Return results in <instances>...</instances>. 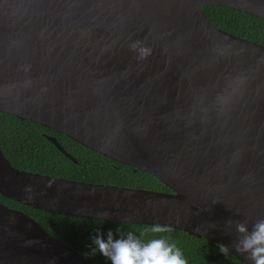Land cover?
Masks as SVG:
<instances>
[{
	"label": "water",
	"instance_id": "1",
	"mask_svg": "<svg viewBox=\"0 0 264 264\" xmlns=\"http://www.w3.org/2000/svg\"><path fill=\"white\" fill-rule=\"evenodd\" d=\"M209 6L264 19V0H0V113L170 190L32 173L0 148V195L49 214L168 225L252 264L235 250V223L264 219V46L213 25ZM0 264L98 263L0 202Z\"/></svg>",
	"mask_w": 264,
	"mask_h": 264
},
{
	"label": "trees",
	"instance_id": "2",
	"mask_svg": "<svg viewBox=\"0 0 264 264\" xmlns=\"http://www.w3.org/2000/svg\"><path fill=\"white\" fill-rule=\"evenodd\" d=\"M205 13L216 27L264 46V19L221 6L206 7ZM48 136L55 137L77 163L61 153L47 139ZM0 148L11 164L20 170L89 184L170 192L148 173L134 171L133 167L108 159L54 130L4 113H0ZM0 202L28 214L48 233L98 264H111L99 252L94 255L91 252L94 247L92 238L98 232H102L105 238L109 230L116 234L118 229L137 235L145 233V239L152 236L148 231L151 226L147 225L112 224L49 214L1 195ZM163 235L177 244L188 264H244L230 253L224 255L219 247L206 239L173 229Z\"/></svg>",
	"mask_w": 264,
	"mask_h": 264
},
{
	"label": "clouds",
	"instance_id": "3",
	"mask_svg": "<svg viewBox=\"0 0 264 264\" xmlns=\"http://www.w3.org/2000/svg\"><path fill=\"white\" fill-rule=\"evenodd\" d=\"M99 215L104 219L110 217L111 213L102 212ZM229 227L233 222H228ZM236 231L240 234L235 250L244 255L247 254L252 264H264V219L257 220L251 230L248 223L236 222ZM152 236L145 239V233L139 235L132 231L127 233L120 229L114 234L111 230L107 232L106 238L102 232H98L92 238V254L103 255L111 264H188L182 250L175 242L163 234L172 231L168 225L154 224L148 230ZM224 255L229 254V249L220 245Z\"/></svg>",
	"mask_w": 264,
	"mask_h": 264
}]
</instances>
